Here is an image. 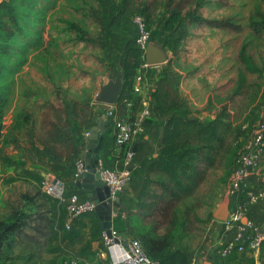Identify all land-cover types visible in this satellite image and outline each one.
Returning a JSON list of instances; mask_svg holds the SVG:
<instances>
[{"label":"trees","instance_id":"obj_1","mask_svg":"<svg viewBox=\"0 0 264 264\" xmlns=\"http://www.w3.org/2000/svg\"><path fill=\"white\" fill-rule=\"evenodd\" d=\"M161 1L144 3L141 14L147 25L158 16V2ZM174 1H166L165 14L170 17L169 23L180 16L194 22H209L192 10L187 12V17L184 16L183 8L173 6ZM202 1L196 0V3L200 5ZM129 4V0L124 1L120 15L138 11V5L129 7ZM249 27L258 34H264V9L260 5L256 6L254 16L249 19ZM72 29L78 33L80 41L88 46L96 45V39L78 24H72ZM182 37L177 39L174 53L178 52ZM246 47L243 43L239 50L242 68L232 92L225 101L219 96L216 110H213V99L207 102V107L214 112L213 117L190 115L189 99L181 90L182 76L174 69L173 60L162 68L156 86L151 90L153 112L170 116L164 125L160 155L149 167L137 202L131 208L130 233L142 241L148 254L158 259L160 264H191L183 246L184 240L190 234L197 237L205 234L209 213L214 208V200L223 181L220 166L230 170L231 174L239 155L240 150L237 153L233 142V122L238 116L232 112V105L240 111L243 102L237 99L248 90L251 100L244 109L250 107L260 94L261 84L249 82V76L263 78L264 74V63L257 61ZM123 57L124 83L118 101V117L134 119L142 103L141 96L134 91L135 78L142 63L135 39L127 42ZM103 62L112 72V64ZM190 75L187 74L188 77ZM57 88L54 83L37 84L32 88V93L25 98L26 103L31 95L33 98L23 105L27 124L11 143L14 150L24 151L34 162L50 165L56 175L59 169L68 170L70 180L75 184L73 176L80 158V140L75 126L85 132L91 128L94 98L82 92L83 99L67 102L56 97ZM129 102L131 106H128ZM5 103L0 90V136L5 129ZM183 108H187V114L175 113ZM125 152L126 147L121 149L120 155L124 157ZM3 181L0 176V194ZM52 222L50 202L42 190L22 181L9 185L0 204V264L15 260L17 248H23L24 254L28 253L27 262L45 253L52 234ZM53 264H62V260Z\"/></svg>","mask_w":264,"mask_h":264},{"label":"rangeland","instance_id":"obj_2","mask_svg":"<svg viewBox=\"0 0 264 264\" xmlns=\"http://www.w3.org/2000/svg\"><path fill=\"white\" fill-rule=\"evenodd\" d=\"M124 1L0 0V90L6 100L3 108L5 129L0 136V148L7 138H10L11 143L13 137L20 135L27 124L23 105L33 98L31 95L26 103V96L32 93V88L37 84L54 83L58 87L56 97L67 102L83 99L81 93L86 92L85 96L93 97L94 103L102 87L110 82V75L118 71L127 42L136 40L134 16L141 14L144 3L148 0H129V7L138 5V11L120 15V7ZM166 1L158 2V16L151 24L148 23L152 41L165 59L159 64V68L162 69L173 60L174 69L182 76L181 82L200 80L202 84H191L190 81V85L208 86L211 92L207 97V91L205 95L196 92L199 96L195 95L194 100L184 93L189 99L192 117H213L214 112L207 107V102L210 98L213 99V110H216L215 104L218 105L219 96L225 101V97L232 92L242 68L239 59L242 44L246 43L247 51L257 61L264 63V34H258L249 27V19L254 16L256 6L260 5L264 9V0H203L200 5L196 0H175L173 6L182 7L184 16L187 17V12L192 10L209 22H194L180 16L172 23L168 22L170 17L165 14ZM72 24H78L87 30L96 39V45L88 46L80 41ZM181 36L179 50L174 53V46ZM103 60L112 64V72L108 71ZM157 69H153L152 73L156 74ZM187 74H191L192 78ZM249 82H258L261 90L250 107L244 109L251 100L248 90L237 99L243 102L240 111H236V106L232 105V112L236 113L235 117L238 116L234 117L233 122V142L237 153L252 141L259 123L264 120V74L263 78L250 75ZM202 96L206 98L205 102L202 100L203 104H198ZM68 110L71 111L70 108ZM175 113L187 114V108ZM13 128H18V132H14ZM261 148L263 152L264 145ZM12 149L14 150L13 145ZM262 167L260 162L251 173L247 188L250 178L258 175L264 191ZM220 169L223 181L220 182L214 208L208 216L211 220H216L214 224L222 226L220 231L212 226L216 233L214 237H218L221 231H226L223 222L216 219L213 213L228 195L230 170H224L221 166ZM4 186L3 181L1 188L4 189ZM261 219L254 218V221ZM228 234L230 238L226 247L232 243L231 233ZM23 251V248H17L14 253L16 259L4 264H42L44 253L27 262L28 253L24 254ZM250 253V264H264V245L258 251Z\"/></svg>","mask_w":264,"mask_h":264},{"label":"crops","instance_id":"obj_3","mask_svg":"<svg viewBox=\"0 0 264 264\" xmlns=\"http://www.w3.org/2000/svg\"><path fill=\"white\" fill-rule=\"evenodd\" d=\"M154 67L148 69H140V73L144 75L146 86L154 90L156 81L162 69L156 70V74L152 73ZM124 57L119 62L118 71L114 75L124 83ZM155 72V71H154ZM152 75V76H151ZM189 78H192L190 75ZM152 79V80H151ZM191 84H202L200 80H186L182 81L181 90L186 92L194 100L201 92L206 97L209 94V88L199 85L194 86ZM200 99L198 104H203L206 98ZM203 100V101H202ZM144 103H141L136 110L139 114L144 108ZM109 110H114L118 114L119 106L118 101L113 104L95 102L94 100V119L92 126L97 120L106 114L105 119L108 125V132L105 135L103 147L100 151V159L104 164L114 169H122L125 167L124 157L120 155L121 148L115 145V117L110 115ZM168 115H162L156 111L145 120V130L140 135L136 136L133 140V147L136 152L135 159L130 166L131 179L128 182L125 190L121 193V202L116 205L119 206V211L115 213L112 218V229L118 231L122 245H117L109 250L105 248L101 239L102 220L98 212L94 214H87L77 220H69L67 210V196L63 199L48 196L51 211H52V234L48 241L47 251L42 258V264H53L66 257L77 258L84 261L86 264H101L103 262L119 261L126 255V242L133 238L130 233V215L131 208L137 202L138 195L144 185L147 177L149 167L152 162L160 155L162 148V138L164 125L167 122ZM76 124H74L75 126ZM91 129V128H90ZM14 132H18V128H13ZM75 132L80 140V157L85 150L84 142L88 138L85 137V131H81L75 126ZM0 148V176L4 180V189L1 190L0 204H2L3 195L7 187L15 182H26L41 190V181L46 174H50L56 178H60L64 182L67 192L81 191L82 188L76 187L70 180L68 170H57L56 175L52 171V167L47 164L34 162L28 157L24 151H14L10 143V138L4 140ZM7 151V152H6ZM87 163L90 160H86ZM261 165H263L261 172L264 173V151L261 152ZM248 188L242 194V208L245 214V221L254 220V218H262L264 220V191L261 188V181L258 175H253ZM236 210L233 203H230V214ZM215 212V210H214ZM213 212V213H214ZM210 220V223H209ZM216 221V220H214ZM208 217L206 232L203 236L197 237L190 234L183 243L186 248L191 264H250V249H237L233 250L228 255H224L223 251L226 247V242L230 238L229 232L221 231L218 237L212 228L216 227L220 231L218 223ZM71 224V228H67V224ZM232 237V236H231ZM238 243H231V246H237ZM254 252V251H252Z\"/></svg>","mask_w":264,"mask_h":264},{"label":"built area","instance_id":"obj_4","mask_svg":"<svg viewBox=\"0 0 264 264\" xmlns=\"http://www.w3.org/2000/svg\"><path fill=\"white\" fill-rule=\"evenodd\" d=\"M134 22L137 26L136 44L140 51L141 67L140 69H148L158 67V65H150L146 59V52L152 42V32L148 27L146 20L142 14L134 16ZM134 91L141 96L144 103L142 111L136 115L134 119L130 117H118L114 110H109L110 115H114L115 119V145L123 149L126 147L124 155L125 167L122 169H114L104 164L103 160H99L98 170L101 172L102 179L108 185L111 196L115 198L116 193H122L131 179L130 166L132 165L136 152L133 147V140L145 130V120L153 113L151 89L145 84V78L142 73H138L134 82ZM132 103L129 102L128 106ZM90 129L85 132V137L90 135ZM264 145V120L259 123L257 131L252 137V141L241 148L239 155L235 161L233 170L228 181L227 198L230 203L236 207L235 212L230 214L227 222H223V227L231 233L232 243H238L237 246L231 244L224 248L223 254L228 255L235 248L250 249L254 252L258 251L264 245V220L245 221V214L242 208V194L247 189L248 178L251 173L260 165L262 146ZM87 164V162H86ZM85 163L81 157L76 162L73 176V182L86 171ZM56 177L46 174L41 181V190L49 196L65 198L67 196V210L69 220H77L87 214H94L97 211L98 204L95 200L88 197L81 191L67 192L65 186L55 182ZM67 228H71V224H67ZM111 236L106 229L101 230V239L105 248L108 250L114 246L122 245L119 233L115 229H111ZM119 240V242H117ZM126 255L119 261L103 262L101 264H160L158 259L151 257L145 250L142 241L139 238H131L126 242ZM62 264H86L77 258L66 257L62 259Z\"/></svg>","mask_w":264,"mask_h":264},{"label":"water","instance_id":"obj_5","mask_svg":"<svg viewBox=\"0 0 264 264\" xmlns=\"http://www.w3.org/2000/svg\"><path fill=\"white\" fill-rule=\"evenodd\" d=\"M146 59L150 65H159L165 61L164 55L158 50L154 41L148 47ZM110 79V82L104 85L96 96L95 102L113 104L119 101L123 83L114 74L110 75ZM106 117L107 115L103 114L97 120L96 124L90 129L91 134L88 136L87 141L83 143L85 150L81 154V159H83L87 170L75 181V185L78 188H82L88 197L96 201L98 204L97 212L102 220V227L111 236L112 218L120 209L116 204L121 202V193L117 192L115 198H113L110 188L104 182L101 172L98 170L100 151L103 147L105 135L108 132V125L105 122ZM86 160H90V162L86 164ZM55 182L62 186L64 185V182L59 178H56ZM214 217L221 222L229 220L230 202L228 199L219 204V207L214 212ZM219 229H222L221 225H219Z\"/></svg>","mask_w":264,"mask_h":264},{"label":"bare ground","instance_id":"obj_6","mask_svg":"<svg viewBox=\"0 0 264 264\" xmlns=\"http://www.w3.org/2000/svg\"><path fill=\"white\" fill-rule=\"evenodd\" d=\"M97 212V211H96Z\"/></svg>","mask_w":264,"mask_h":264}]
</instances>
